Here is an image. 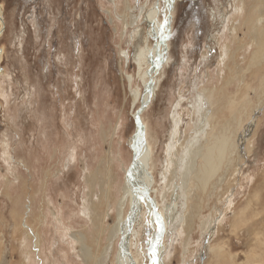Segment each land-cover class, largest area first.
<instances>
[{"label": "rangeland", "instance_id": "374dc122", "mask_svg": "<svg viewBox=\"0 0 264 264\" xmlns=\"http://www.w3.org/2000/svg\"><path fill=\"white\" fill-rule=\"evenodd\" d=\"M158 2L162 20L166 0H0V264H118L122 234L113 233L141 106L134 91L144 92L150 66L140 70L137 55L156 41L146 14ZM176 10L142 112L159 198L165 212L173 201L180 212L166 232L165 264H264V52L253 62L264 0H183ZM221 127L234 131L232 158L203 194L190 168L182 178L186 147ZM184 181L193 185L186 199L167 189ZM152 212L136 222L132 206L121 212L134 221L141 264Z\"/></svg>", "mask_w": 264, "mask_h": 264}, {"label": "bare ground", "instance_id": "6f19581e", "mask_svg": "<svg viewBox=\"0 0 264 264\" xmlns=\"http://www.w3.org/2000/svg\"><path fill=\"white\" fill-rule=\"evenodd\" d=\"M178 1L181 0H166V6H167L166 15L162 20L161 19L159 20L157 18L158 16L157 13L160 11L159 2L157 3V7L155 9H148L149 12L146 14L147 21L153 24L151 29V34L155 36L156 41L152 49L149 48L147 49L146 46L145 48L142 47L139 49V53L137 55V59H138L137 61L140 70H143V66L145 64H150V66H148L149 68L148 69L146 68L147 70L143 71V77H144L143 79H144V87H145L144 92L140 94L137 91H134V103L140 97L141 105H143L142 112L147 108L151 100H153L154 92L158 88L159 80L158 77H156V73H157L156 69L157 67L160 66V61L162 62L164 55L167 52L170 34L173 30L174 22L176 18V13H177L176 9H177ZM2 13H3V6L0 3L1 20H3ZM2 22H3V27H2L3 29L4 21ZM260 51L264 52L263 40L259 41L257 51L255 50L253 53V62H257L260 60V56H259ZM147 52L149 55L147 54ZM2 53L3 51L0 48V67H1ZM207 93L209 96L210 93L207 92L205 89L203 91L205 99ZM142 112L139 115V118L144 123V135L142 137L137 138L136 140H134L132 136V139L130 141V146L133 151L134 163H132L131 161L129 166H126L124 164V168H123L125 172H124V181L121 186L122 195L118 201L119 212L117 217L119 222L115 226L114 228L115 231L113 233L115 234L116 232L117 234L119 232L122 234V240L120 242L119 251H118L119 253L117 256L118 264H141V258H140L141 255L137 253L138 251L136 253L133 251V243L131 239L132 228H133L132 226L134 221L129 222L126 220V218L124 219V221H122L121 212L122 209H124V206H127L128 204L132 206V209L135 214V222L140 218L142 209L150 210L151 212L153 211L152 212L153 223H151V226L153 228V233L151 234L152 236L150 237V242H149L150 247L148 251L150 256L149 263L146 260L148 264H154V261L155 264H165V260L169 249L166 240V232L172 221L178 217L177 214L180 213L178 212V210H176L177 205L175 201L169 204V207L165 212L164 203H163L164 200L162 201L159 198L158 195L159 191L156 187L157 178L155 176V171L153 169L154 147L150 140L149 122L144 119ZM209 114L210 113L205 112L203 116H201L197 127L198 129L197 133L202 131V127L204 126V123L205 124L208 123ZM251 125L252 126L250 127L253 128L254 122H251ZM252 128H250L249 131L247 132L248 135H250V131L252 130ZM233 133L234 131L232 129L230 130L228 128L221 127V130L219 131L217 130L216 133L210 132V134H207V137L205 136V143L200 144L199 142L196 141V143L187 146L188 148L186 147V149L189 148L191 149L189 167L185 168V174L182 175V178H185L187 176V172L190 168L193 172L194 186L199 188V191L204 194L208 183L218 173L221 167H223L222 165L224 161L228 159V157H230V154H232ZM231 158L232 157H230V159ZM131 164H133L132 167ZM169 186H172V188H174L173 192L177 194H181V199H186V194L184 193H187V195H189L192 191L191 188L193 187V185L191 186L187 181H184L179 188L176 185H170V183H167V189ZM165 193L167 194L166 190ZM181 199L179 200L180 206H181V202H180ZM191 199H192V195H190L189 201ZM23 225L32 234L35 235L34 236L35 240L38 239V236L36 238V233L32 230V228H30L26 219H24ZM83 234L82 233H79L77 235L74 234L75 236L74 238H76L77 241L79 242L81 247L80 249L81 253L86 259V256L88 258L90 256L89 248L91 247L87 246V242H85L86 238ZM38 243L39 240H37V244ZM153 252H155V257H153Z\"/></svg>", "mask_w": 264, "mask_h": 264}, {"label": "water", "instance_id": "95a60500", "mask_svg": "<svg viewBox=\"0 0 264 264\" xmlns=\"http://www.w3.org/2000/svg\"><path fill=\"white\" fill-rule=\"evenodd\" d=\"M164 55V53H163ZM161 67V61H160V66L157 67V71L158 72L160 70ZM145 106V105H144ZM143 105H141V107H139V109L136 110V115L134 116L135 118V123H136V129H135V134L133 135V139L136 140L139 137H142L144 135V123L140 120L139 115L142 112V108ZM132 163H134V159H132ZM133 166V164H131V167Z\"/></svg>", "mask_w": 264, "mask_h": 264}, {"label": "flooded vegetation", "instance_id": "af4514ba", "mask_svg": "<svg viewBox=\"0 0 264 264\" xmlns=\"http://www.w3.org/2000/svg\"><path fill=\"white\" fill-rule=\"evenodd\" d=\"M181 1H183V0H181ZM185 1H187V2H191V1H196V0H185Z\"/></svg>", "mask_w": 264, "mask_h": 264}, {"label": "snow or ice", "instance_id": "6c2138e0", "mask_svg": "<svg viewBox=\"0 0 264 264\" xmlns=\"http://www.w3.org/2000/svg\"><path fill=\"white\" fill-rule=\"evenodd\" d=\"M153 257H155V252H153ZM154 264H155V261H154Z\"/></svg>", "mask_w": 264, "mask_h": 264}]
</instances>
